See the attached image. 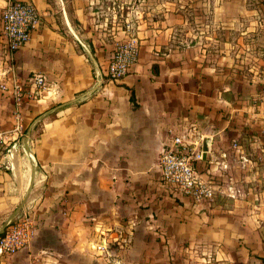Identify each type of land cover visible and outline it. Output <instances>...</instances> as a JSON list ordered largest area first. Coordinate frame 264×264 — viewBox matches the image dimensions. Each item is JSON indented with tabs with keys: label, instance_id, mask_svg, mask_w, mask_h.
Listing matches in <instances>:
<instances>
[{
	"label": "crops",
	"instance_id": "0c3cea01",
	"mask_svg": "<svg viewBox=\"0 0 264 264\" xmlns=\"http://www.w3.org/2000/svg\"><path fill=\"white\" fill-rule=\"evenodd\" d=\"M22 1L36 7L40 24L12 55L0 32V84L42 74L48 90L21 108L19 138L12 98L0 91V131L15 146L8 162L0 148V236L28 208L38 234L0 264H261L262 114L244 106L248 119L224 118L227 89L212 84L226 65L212 61L209 26L205 34L187 27L212 23V0ZM6 6L0 0V29ZM128 36L138 40V61L124 79L109 80L114 45ZM236 121L255 127L242 138L229 126ZM175 138L194 150L209 140L196 167L219 184L211 207L175 197L163 182L160 155ZM231 187L241 196L232 206L223 198Z\"/></svg>",
	"mask_w": 264,
	"mask_h": 264
},
{
	"label": "built area",
	"instance_id": "2783aa9c",
	"mask_svg": "<svg viewBox=\"0 0 264 264\" xmlns=\"http://www.w3.org/2000/svg\"><path fill=\"white\" fill-rule=\"evenodd\" d=\"M40 24L39 14L36 7L28 1L7 0V6L1 15V36L8 54L26 46L33 31ZM139 43L134 36H128L126 40L114 45L106 69V77L109 80L119 81L124 79L130 68L137 63L139 58ZM48 90L47 79L42 74H34L28 83L23 84L12 80L10 86L0 84V91L8 93L13 101V131L12 135L19 138L23 133V119L21 108L23 105L36 100L43 92ZM8 132L0 131V148H5L4 158L8 162L12 145L7 148ZM192 144L182 138H175L172 147L164 148L159 159V170L165 185L170 188L175 197L181 196L189 199L194 206H209L214 204L216 196L221 195L219 184L211 179L203 178L196 167V163L202 161V150L190 148ZM195 146V145H193ZM233 149H238L233 143ZM25 155L35 163L31 152L24 151ZM228 153L220 155V170L227 171ZM240 161L244 162L243 157ZM229 197L236 195L233 187L228 189ZM38 234V225L31 210L28 208L25 214L9 218L0 236V262L11 258L27 250ZM104 247L97 246L96 250Z\"/></svg>",
	"mask_w": 264,
	"mask_h": 264
},
{
	"label": "rangeland",
	"instance_id": "374dc122",
	"mask_svg": "<svg viewBox=\"0 0 264 264\" xmlns=\"http://www.w3.org/2000/svg\"><path fill=\"white\" fill-rule=\"evenodd\" d=\"M208 26L212 34V61L221 60L226 65V70L216 73L219 77L216 85L212 84L213 92H223V86L227 89L225 98L230 107L224 104L220 113L224 118L248 119L241 108L247 106L251 115L262 114L259 118L264 126V0H212V23L202 28H196V23L187 25L196 34L199 31L205 34ZM252 125L253 122L236 121L229 126L240 128L243 138L241 132L250 131L249 128L255 127ZM242 138H236L237 144L244 145ZM239 150L235 149L233 156L239 157ZM228 193L227 189L223 195L230 200L228 205L241 199L239 194L229 197Z\"/></svg>",
	"mask_w": 264,
	"mask_h": 264
},
{
	"label": "water",
	"instance_id": "95a60500",
	"mask_svg": "<svg viewBox=\"0 0 264 264\" xmlns=\"http://www.w3.org/2000/svg\"><path fill=\"white\" fill-rule=\"evenodd\" d=\"M208 143H209V140H205L202 146V154H203L202 159L203 160L205 159L206 153L208 152Z\"/></svg>",
	"mask_w": 264,
	"mask_h": 264
},
{
	"label": "trees",
	"instance_id": "16d2710c",
	"mask_svg": "<svg viewBox=\"0 0 264 264\" xmlns=\"http://www.w3.org/2000/svg\"><path fill=\"white\" fill-rule=\"evenodd\" d=\"M133 95L130 94V100L133 102ZM261 264H264V259L261 260Z\"/></svg>",
	"mask_w": 264,
	"mask_h": 264
}]
</instances>
